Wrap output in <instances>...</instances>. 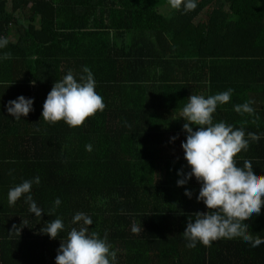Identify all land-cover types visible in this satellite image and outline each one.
Segmentation results:
<instances>
[{
    "label": "trees",
    "instance_id": "obj_1",
    "mask_svg": "<svg viewBox=\"0 0 264 264\" xmlns=\"http://www.w3.org/2000/svg\"><path fill=\"white\" fill-rule=\"evenodd\" d=\"M165 3L0 0V37L8 40L0 48V264H56L62 239L79 227L72 223L78 212L92 219L90 233L107 237L114 264H213L220 252V264H264V244L240 238L187 247L189 217L208 212L197 199L202 185L193 177L178 186L179 173L191 171L185 154L159 148L164 139L186 142L181 112L191 95L231 89L213 122L243 129L246 139L250 132L260 137L236 159L238 167L250 160L264 176V0H197L194 11L168 16L157 8ZM199 17L202 25L194 23ZM84 67L104 110L78 128L44 121L54 83L69 71L79 82ZM20 96L34 101V111L16 121L7 106ZM249 101L252 114L234 110ZM37 176L31 195L44 211L40 218L23 198L8 202L11 188ZM56 218L65 228L51 239L41 229ZM23 220L20 236L10 234ZM133 222L140 232H132ZM245 223L264 239V207Z\"/></svg>",
    "mask_w": 264,
    "mask_h": 264
},
{
    "label": "clouds",
    "instance_id": "obj_2",
    "mask_svg": "<svg viewBox=\"0 0 264 264\" xmlns=\"http://www.w3.org/2000/svg\"><path fill=\"white\" fill-rule=\"evenodd\" d=\"M169 6L174 10L185 13L194 11L197 0H168ZM8 40L0 37V48L6 47ZM9 59L10 54H5ZM86 75L80 77L79 82L69 71L61 80L56 81L47 95L43 105L42 119L50 124L65 122L69 127H82L86 120L105 108L103 98L97 94L95 80L90 69L84 67ZM35 86V81L30 82ZM232 90L208 96L191 95L188 103L183 107L181 116L186 121L183 125L187 132L186 142L182 143L185 159L191 171L178 180V186L183 187L193 177L202 185L197 197L203 202L208 212H197L190 216L183 237L188 241L187 247L195 248L197 243L211 247L212 242L220 239L240 238L244 242L258 247L264 244L259 235L253 237L249 233L246 220L258 216L264 207V176L253 171L250 160H244L243 167L237 166V157L249 148V141H258L256 133H248L247 139L243 129H234L224 122L214 123L213 114L218 105L230 102ZM252 101L236 105L234 110L240 114H252ZM34 101L24 96L9 101L7 111L14 120L19 121L27 117L33 109ZM193 126L197 130H193ZM175 139V138H173ZM91 151L92 146L86 145ZM33 183L39 184L40 178L24 180L8 192V202L14 206L21 198L29 205V212L40 218L44 211L37 206L32 198ZM185 195L191 198L192 192ZM59 206V198L55 200ZM55 208L47 213L52 216ZM191 217H194L192 219ZM72 223L79 227H72L66 237L61 241L56 256V264H114L116 252L111 250L107 237L100 238L95 231L89 232L92 219L83 212L74 215ZM23 225H13L10 232L20 236ZM65 225L59 218L46 223L41 229L42 233L51 239H57L64 231ZM141 231L140 225L133 222L132 232Z\"/></svg>",
    "mask_w": 264,
    "mask_h": 264
},
{
    "label": "rangeland",
    "instance_id": "obj_3",
    "mask_svg": "<svg viewBox=\"0 0 264 264\" xmlns=\"http://www.w3.org/2000/svg\"><path fill=\"white\" fill-rule=\"evenodd\" d=\"M157 8L158 11L164 16H168L169 13L172 11V8L167 3L160 5L159 7L157 6ZM194 23L197 25H202L203 24L202 17H199L196 20H194ZM159 148H162L163 150L167 151V154H169V156H179L184 154L182 145L172 144L170 142V139H164L162 145H160Z\"/></svg>",
    "mask_w": 264,
    "mask_h": 264
},
{
    "label": "crops",
    "instance_id": "obj_4",
    "mask_svg": "<svg viewBox=\"0 0 264 264\" xmlns=\"http://www.w3.org/2000/svg\"><path fill=\"white\" fill-rule=\"evenodd\" d=\"M134 27H136V28H134ZM141 28H142L141 24L135 21L134 24H133V29H135V30H141ZM249 97L250 96H248V98ZM262 105H264V102L263 101H262ZM224 255L225 254H223L222 252H220V253H214L212 255V262H213V264H220L221 261L225 260Z\"/></svg>",
    "mask_w": 264,
    "mask_h": 264
},
{
    "label": "built area",
    "instance_id": "obj_5",
    "mask_svg": "<svg viewBox=\"0 0 264 264\" xmlns=\"http://www.w3.org/2000/svg\"><path fill=\"white\" fill-rule=\"evenodd\" d=\"M0 253H1V246H0Z\"/></svg>",
    "mask_w": 264,
    "mask_h": 264
}]
</instances>
